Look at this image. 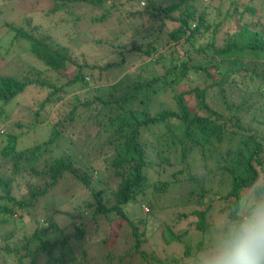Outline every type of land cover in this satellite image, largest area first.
Returning a JSON list of instances; mask_svg holds the SVG:
<instances>
[{"label":"trees","instance_id":"obj_1","mask_svg":"<svg viewBox=\"0 0 264 264\" xmlns=\"http://www.w3.org/2000/svg\"><path fill=\"white\" fill-rule=\"evenodd\" d=\"M39 1L46 5L42 19L73 35L85 8L99 10L89 21L102 27L123 7L116 18L130 36L121 44L118 37L92 39L85 53L90 61L84 55L78 64L62 37H50L41 18L39 26L25 15L21 0H0L1 61V51L11 53L10 67L27 72L25 79L0 74V104L32 84L47 88L27 125L46 124V138L19 149L20 134L9 132L0 150V264L4 257L36 264L39 255L45 264H77L85 260L81 241L90 220L94 229L108 228L107 238L89 244L93 251L112 247L124 232L131 243L123 256L133 251L148 264H201L215 223L221 224L219 237L246 205L264 200L261 0ZM222 28L226 37L217 44ZM143 59L147 63L140 64ZM132 61L139 63L136 70L100 84L108 71H123ZM69 67L73 73L66 74ZM90 81L91 98L72 97L69 104L66 97ZM54 191H64L58 204ZM167 194L169 202L181 201L173 208L175 222L185 224L178 232L166 230L180 252L161 260L140 250L147 222L126 209L136 215L145 205L151 214ZM24 221L31 230L17 235L15 226ZM73 247L77 253L65 259Z\"/></svg>","mask_w":264,"mask_h":264},{"label":"rangeland","instance_id":"obj_2","mask_svg":"<svg viewBox=\"0 0 264 264\" xmlns=\"http://www.w3.org/2000/svg\"><path fill=\"white\" fill-rule=\"evenodd\" d=\"M204 4H207V0H202ZM259 5H263L264 7V0H261L259 2ZM21 5L22 10L24 13H27L25 15L31 16L33 18V22L35 24L40 23L41 20L38 18H41V10L46 5L42 4L39 0H21L19 3ZM257 5V4H256ZM141 6V4H140ZM46 8V7H45ZM213 7L207 6L206 11L208 12V18H211L213 15L212 11ZM125 10L123 7H120L118 11H114L109 18L106 20V23L101 27L98 26L97 23H90L89 17H94L99 14V10L96 9H90L89 7L85 8L84 13L79 12L78 15H83V18L81 22L76 23V27L72 29H77L76 34L73 35L72 30L68 31H62L58 30V28L51 27V24H56V21L50 20L52 23L48 25V18H43L42 22V28L46 30V34L49 35L52 38H63V43L66 45L70 59H74L78 64H81V58L85 55V58L90 61L91 58L87 54V49L89 48V42L94 38H104L105 36L108 37H118L117 38V44H121L125 41L129 40L128 32H121L122 31V24L118 23L116 15H119V18L121 20ZM260 22L264 23V21L261 19ZM60 25V23H59ZM15 26V25H14ZM40 26V25H39ZM171 29V25L167 24L165 27V30ZM224 30H221L218 34L215 36V40L217 44H220L223 39H225V28H222ZM229 29H232L231 27ZM1 32H3L2 29H0ZM231 31V30H227ZM67 38V42H66ZM111 53H115V49L110 50ZM4 55L3 61L6 62L8 65L5 66L3 61H1V54H0V74L2 75H12L18 79H25L23 78L24 75L27 74V72L22 71L20 72L21 67L11 68L10 66L14 64L13 59L10 57L11 53L4 54L3 51H1ZM15 52H22L20 48L16 49ZM11 60V62H10ZM146 60V59H145ZM140 60V64L147 63V61ZM20 61L18 60L17 63ZM138 62V61H137ZM16 63V62H15ZM134 65V61L129 62L127 65L124 66L123 71H119L118 69H113L107 72L108 79L103 77L100 81L101 85H109L113 82L117 81L119 77H121L123 73H131L134 70L137 69L138 64ZM134 65V66H133ZM28 68H31V66H28ZM73 69L69 67L65 73H73ZM16 72V73H14ZM52 76V75H51ZM30 78L33 79L34 77L30 75ZM55 77H50L48 75V80L53 81ZM65 81V79H64ZM103 86V87H104ZM95 86L92 84V82H89L88 88L86 90H76L75 92H71L66 98L67 102L69 104L72 103L73 99L72 97H79V98H91L93 91L92 89ZM47 88L40 87L37 85H30L24 89L22 93L15 96V98L7 103L6 105L2 106L0 104V128L4 130V133H0V150L1 147L5 144L4 138L5 134L7 133H15L20 134L16 143L18 145V148H24L27 146H30L31 144H34L35 142L43 141L47 136V130L43 127H45L46 124H38L37 126H32L31 128H28L27 125L32 123V117L35 112H40L38 109V104L43 100L45 94H46ZM82 100V99H81ZM65 101V100H63ZM49 108V115L51 117L55 116V113L53 114V108ZM41 118V117H40ZM48 119H51L48 117ZM18 123L20 127H16L13 124ZM178 130V135L180 134V127ZM7 167V164H6ZM6 167H2L5 169ZM69 186V185H67ZM69 190V188H68ZM64 192V191H63ZM58 191L56 193L53 192L52 195V201L53 204H58V200L61 197L62 193ZM179 194V193H178ZM166 199L160 200V205H164L160 210L153 211L151 214V210H149L145 205H142V210L140 213H137L135 215L132 214V210L130 208H127V212L131 213L133 218H143V220H146V233H145V242L142 243L140 246V250H142L145 254L152 253L155 257L163 260L165 257H168L173 254L176 255L180 252L179 245L176 243H170L168 242V235H167V229H171L173 232H178L185 224V221L178 220V223L175 222L176 220V212L178 210H174V206H180L179 204L181 201H171L169 202V198L172 196V194H167ZM48 203L51 202V199H48ZM61 203V202H59ZM40 206H42L40 204ZM149 214V215H147ZM147 215V216H145ZM145 216V217H144ZM87 220V219H86ZM179 224V225H177ZM32 227V223H28V221L24 222H18L15 226V230H17V235H20V232L22 230L24 231H30ZM86 233L84 235L83 240L81 241V245L86 250V256L85 260L80 259L77 264H148L146 261H143L137 253H133V251H128V254L124 255V252L128 249L131 241H129L128 233L125 234L124 232L120 234V237L116 239V242L111 247H100L98 250L93 251V245H89L93 242H98L101 240L104 236L107 238L108 228L104 225H100L99 227L94 229V224L90 220L87 223L86 226ZM221 228V224L215 223V226L212 228V234L209 237V241H211V245L213 246L217 240V232ZM5 228H1V231H3ZM8 229V227H7ZM177 234V233H176ZM110 248V250H108ZM77 253V249H68L65 254V259L71 258L74 254ZM148 254V255H149ZM54 256L57 257V252H54ZM106 256H111V259H105ZM122 256L121 260H118ZM205 255H202V259ZM4 260L6 264H15L14 260L11 257H4ZM1 262V257H0ZM21 264H29L28 260H24ZM36 264H45L44 263V257L42 255L37 256L36 258ZM55 264H57L55 262ZM76 264V263H75Z\"/></svg>","mask_w":264,"mask_h":264},{"label":"clouds","instance_id":"obj_3","mask_svg":"<svg viewBox=\"0 0 264 264\" xmlns=\"http://www.w3.org/2000/svg\"><path fill=\"white\" fill-rule=\"evenodd\" d=\"M201 264H264V200L246 205L225 225Z\"/></svg>","mask_w":264,"mask_h":264}]
</instances>
